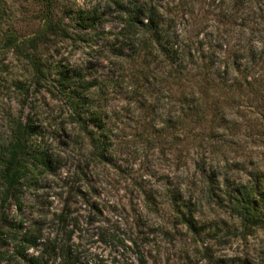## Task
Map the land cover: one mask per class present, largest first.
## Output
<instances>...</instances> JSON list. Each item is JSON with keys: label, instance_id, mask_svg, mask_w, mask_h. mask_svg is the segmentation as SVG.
Masks as SVG:
<instances>
[{"label": "rangeland", "instance_id": "obj_1", "mask_svg": "<svg viewBox=\"0 0 264 264\" xmlns=\"http://www.w3.org/2000/svg\"><path fill=\"white\" fill-rule=\"evenodd\" d=\"M117 1L0 0V264H264V0H244L246 28L222 16L231 0H156L192 44L229 43L182 79L159 56L148 85L124 30L145 0ZM61 70L107 85L94 96L107 136L75 125ZM242 196L257 211L246 226ZM26 235L38 241L23 258Z\"/></svg>", "mask_w": 264, "mask_h": 264}, {"label": "trees", "instance_id": "obj_2", "mask_svg": "<svg viewBox=\"0 0 264 264\" xmlns=\"http://www.w3.org/2000/svg\"><path fill=\"white\" fill-rule=\"evenodd\" d=\"M116 1L117 0H111ZM156 0H145L143 3L136 2V9L133 14L127 19L126 27L128 35L130 34L134 38V45L136 46L135 57L142 60V71L143 84L148 85L150 79L148 70L150 63L159 59V56L165 58L168 67L171 68L170 74L177 76L182 79L183 73L189 70V67L194 62L198 61L203 63V67H209L214 63L215 52L208 53L218 46L222 45L224 49L228 48V39L222 38L219 34L214 36L211 42L201 41L191 43V40L187 36V32L184 28H181L177 23L176 17L173 15V10L170 8L163 9L155 2ZM232 4L228 5L225 10L226 14L222 15L225 18L235 19L239 21L241 28L249 25V18L240 17L237 18L239 11L242 10L244 0H231ZM223 17V19H224ZM262 17V16H261ZM82 21V22H80ZM91 18H83L78 20L81 23V27L88 26L86 22L90 23ZM59 21L56 24L47 26V30L59 31L61 28ZM127 28V29H126ZM124 31L121 32V37L124 38ZM155 46V47H154ZM138 47V48H137ZM146 68H145V67ZM154 73V77H155ZM56 89L60 95L65 96L71 106L73 113L74 123L81 132L92 137L107 136V127L105 122V111L104 107L100 106L95 102L94 96L97 97L103 94L104 89L107 85H96L93 82H85L77 80V78L69 77L66 71H59ZM138 86L140 83L135 82ZM141 87V86H140ZM142 88V87H141ZM29 122L25 124V128L29 127ZM92 126V127H91ZM24 130V129H23ZM26 130V129H25ZM94 141V138L91 139ZM106 140L94 144L95 150L100 152V156L104 157V153L107 151ZM23 152L21 141L19 144L15 143L9 150V155L6 157L4 177L10 182V190H14L19 183L20 179V159ZM9 192V189H8ZM235 207L240 212L244 226L255 221L256 210L253 208L252 203L249 202L245 196L238 197L235 200ZM38 238L30 237L26 235L22 238L20 246L16 249V253L21 257H26V251L29 248H37ZM28 245V246H26ZM68 254L70 252H67ZM140 262L146 264L143 257H140ZM32 261L36 262L38 259L32 258ZM67 264H78L79 260L76 257H69L64 259Z\"/></svg>", "mask_w": 264, "mask_h": 264}]
</instances>
